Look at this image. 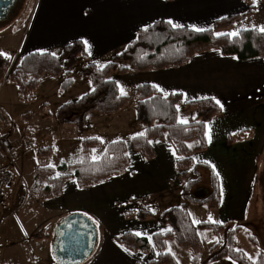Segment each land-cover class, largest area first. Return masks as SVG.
Returning <instances> with one entry per match:
<instances>
[{
  "label": "crops",
  "instance_id": "1",
  "mask_svg": "<svg viewBox=\"0 0 264 264\" xmlns=\"http://www.w3.org/2000/svg\"><path fill=\"white\" fill-rule=\"evenodd\" d=\"M253 1L30 0L28 14H15L12 19L11 26L16 24L17 27L10 34H19L17 46L21 50L10 59L14 64L29 52L50 51L58 54L65 44L80 39L88 58L79 60L82 62L79 71L90 62L101 66L133 40L138 29L156 20L172 21L180 27L204 30L212 27L217 19L235 15L230 31L237 20L255 11L253 8L247 12L249 5L254 7ZM111 77L116 81L119 91L123 89V93L130 96L126 106L134 101V116L127 121L129 129L113 124V134L103 144V150L109 141L124 140L128 155L126 170L86 187H79L75 178L70 177L65 181L61 194L46 199L38 196L35 179L31 186L23 182L12 183L0 207V226L7 224L11 208L20 209L28 198L36 204L40 214L37 222L32 220L28 225L27 236L22 239L26 243V264H56L52 258L56 242L55 229L64 217L72 213H81L89 218L96 230L91 254L78 264H146L158 255L153 234L164 229L159 223V215L169 207L182 204L194 223L198 221L223 225L218 233L210 229L212 238L206 248V255L202 234L208 229H198L202 243L198 264H233L234 260L228 256L209 261V248L225 244L226 241L220 245V235L224 230L229 235V231L234 228L238 229L235 234L236 249L242 250L252 261L260 251H263L264 256V242L257 234L258 224L248 216L258 175L257 162L259 154L264 150V56L238 58L223 54L217 48H210L193 54L186 63L179 66L113 72ZM141 84H150L163 95L180 93L184 102L206 98L219 101L220 113L212 116L204 125L205 149L194 150L197 139L188 142L193 148V165L188 169V178L195 179L199 164L212 170L219 183L218 207L183 197L185 182L180 179V170L176 167L178 156L168 139L149 138L154 150L151 158H146L133 148L131 137L145 129V125L136 120V98L133 96L135 88ZM117 112L108 115L113 116ZM196 115L194 106H178V121L185 119L190 122ZM3 130L10 134L4 127ZM238 131H243L240 136H236ZM230 135L234 139L228 142ZM88 137H97L100 140L98 147L102 145L99 136H86L82 139ZM13 167L16 168L15 163ZM197 190L194 187L193 194ZM141 208L151 211L144 220L136 215V211ZM126 210L130 212L126 213ZM254 211L258 213L257 206ZM40 229H44L47 235L35 238L34 235ZM126 231L145 236L149 241V250L132 251L120 244L116 237ZM165 249L179 264L178 256L189 257L190 264V251L181 248L173 238L167 239Z\"/></svg>",
  "mask_w": 264,
  "mask_h": 264
},
{
  "label": "trees",
  "instance_id": "2",
  "mask_svg": "<svg viewBox=\"0 0 264 264\" xmlns=\"http://www.w3.org/2000/svg\"><path fill=\"white\" fill-rule=\"evenodd\" d=\"M249 5L247 12L253 10ZM235 15L222 17L214 21L212 27L196 31L186 27H173L166 20H156L151 25L137 30L136 37L122 49L116 51L108 62L99 66L93 62L84 65L79 74L86 78L91 89L77 99L67 101L58 106L55 117L61 123H70L80 131L88 128L85 121L89 112L113 114L125 107L130 96L121 94L116 81L111 77L113 72L143 71L175 67L186 63L193 54L217 48L223 54L235 55L238 58L264 56V32L260 28H240L235 37H229V28L232 26ZM220 33L222 35H217ZM88 55L84 43L75 39L65 44L58 54L50 51L29 52L12 64L10 58L0 56V81L7 79L17 84L20 98L31 100L37 88L40 77L49 74L55 78L63 77L60 83L62 88L72 84L71 70L80 59H87ZM133 96L136 98V120L145 125L143 135L131 137L133 148L139 150L146 158L154 155L149 138L159 137L168 139L178 158L176 167L180 179L185 182L182 195L187 200L210 207H218L220 203L219 183L215 173H212V190L206 196H195L191 192L194 179L188 178V169L193 165L191 153L193 148L189 141L197 139L194 150L201 151L206 147L204 125L212 116L220 113L221 107L211 98L184 102L180 93L161 94L150 84L138 85ZM180 104L187 107L194 106L197 110L196 118L190 122L181 123L177 118ZM243 131H238L240 136ZM234 136L227 138L233 141ZM82 154L72 164L62 163L56 167L51 165L36 166L34 179L37 182V194L46 199L61 194L65 181L74 177L79 187H86L104 181L110 175L124 172L128 165L126 144L122 139L109 141L95 160L91 157V149L100 144L97 137L84 138L80 142ZM52 147L47 146L36 151L38 156H49ZM71 166L72 172H68ZM130 211L126 210V213ZM151 211L141 208L136 211L139 219L144 220ZM159 223L164 229L153 234V240L158 255L146 264H179L176 258L168 252L166 241L173 238L175 242L190 251V264H198L202 252V243L198 229H212L220 232L223 225L212 222L194 223L185 205L172 206L161 212ZM238 229L229 231L225 244L214 245L209 248V261L222 257H230L237 264H264L263 251L258 253L252 261L245 253L235 248V234ZM47 233L40 229L35 238H42ZM250 239H254L249 236ZM118 242L132 251H148L149 241L145 236L126 231L116 237ZM56 264V259L52 256ZM135 264V263H134Z\"/></svg>",
  "mask_w": 264,
  "mask_h": 264
},
{
  "label": "rangeland",
  "instance_id": "3",
  "mask_svg": "<svg viewBox=\"0 0 264 264\" xmlns=\"http://www.w3.org/2000/svg\"><path fill=\"white\" fill-rule=\"evenodd\" d=\"M254 8V12L235 22L230 29L231 33L237 32L239 28L243 27L264 28V0H255ZM29 9L30 0H20L15 14L26 16ZM12 19L0 20V52L6 53L11 59L21 50V47L17 46L19 34H10L12 29L16 30L17 27L16 24L11 26ZM81 64L82 62L79 61L72 68L70 76L73 82L66 88L60 86L62 78L43 74L33 92L32 99L28 101L20 98L15 82L4 80L0 83V111L5 116L4 128L9 130L10 138L19 153L15 162L16 168L12 167V183L23 182L26 186H31L34 182L36 166L52 165L56 167L62 163L72 164L80 158L82 154L80 141L86 136H99L102 140V145L94 147L91 152V157L98 158L103 150V144L113 134L111 133L113 124L129 129L127 121L134 116V101L113 116L95 111L89 112L85 118L88 128L84 131L78 130L70 123H61L57 120L55 111L59 105L79 98L92 87L90 82L79 74ZM47 146L52 147V153L49 156L36 154L38 149ZM257 165L258 175L249 203L248 216L255 219V223L258 224L257 234L264 242V150L259 154ZM68 170L72 171L71 166ZM212 173L213 171L207 166L199 164L195 171L191 192L193 193L195 187L210 193ZM255 206H257L258 213L254 211ZM39 215L36 204L31 198H28L20 209L11 208L9 210L8 225L0 226V264H26L24 257L26 243L22 239L27 236L28 225L32 220L37 222ZM203 233L204 255H206V248L211 242L212 234L210 229ZM227 238L228 232L224 230L219 238L220 245L227 241ZM239 244L242 246L241 242ZM178 260L180 264H189V257L178 256Z\"/></svg>",
  "mask_w": 264,
  "mask_h": 264
},
{
  "label": "water",
  "instance_id": "4",
  "mask_svg": "<svg viewBox=\"0 0 264 264\" xmlns=\"http://www.w3.org/2000/svg\"><path fill=\"white\" fill-rule=\"evenodd\" d=\"M203 189L194 192L195 196H206ZM56 242L53 256L59 264H78L92 252L96 230L91 220L81 213L64 217L56 226Z\"/></svg>",
  "mask_w": 264,
  "mask_h": 264
},
{
  "label": "built area",
  "instance_id": "5",
  "mask_svg": "<svg viewBox=\"0 0 264 264\" xmlns=\"http://www.w3.org/2000/svg\"><path fill=\"white\" fill-rule=\"evenodd\" d=\"M4 123L5 116L0 111V207L12 185V167L19 157L10 134L3 130Z\"/></svg>",
  "mask_w": 264,
  "mask_h": 264
},
{
  "label": "flooded vegetation",
  "instance_id": "6",
  "mask_svg": "<svg viewBox=\"0 0 264 264\" xmlns=\"http://www.w3.org/2000/svg\"><path fill=\"white\" fill-rule=\"evenodd\" d=\"M20 0H0V20H10L14 17Z\"/></svg>",
  "mask_w": 264,
  "mask_h": 264
},
{
  "label": "snow or ice",
  "instance_id": "7",
  "mask_svg": "<svg viewBox=\"0 0 264 264\" xmlns=\"http://www.w3.org/2000/svg\"><path fill=\"white\" fill-rule=\"evenodd\" d=\"M254 3H255V0H254ZM168 23L172 24L173 27H176V28L180 27V25H178V24H173L172 21H169ZM195 30H196V31H201V29H195ZM260 31H261V32H264V28H261ZM217 35H222V34L217 33ZM226 35H228L229 37H235V36L238 35V32H232V33H228V34H226ZM0 56H4L5 58H10V57H8L7 54L4 53V52H0ZM121 94H122V95L124 94V93H123V89H121ZM217 103L219 104V101H217ZM180 122H181V123H185L186 121L181 120ZM140 135H143V133H141ZM93 159L95 160L96 157H93ZM209 219L211 220V217H209ZM197 223H198V221H197ZM138 235H139V234H138ZM233 264H235L234 261H233Z\"/></svg>",
  "mask_w": 264,
  "mask_h": 264
}]
</instances>
